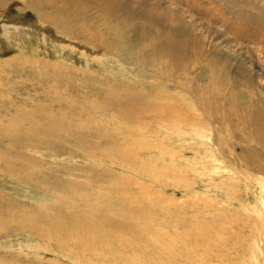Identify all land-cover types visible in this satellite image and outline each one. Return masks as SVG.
Listing matches in <instances>:
<instances>
[{
  "label": "rangeland",
  "instance_id": "374dc122",
  "mask_svg": "<svg viewBox=\"0 0 264 264\" xmlns=\"http://www.w3.org/2000/svg\"><path fill=\"white\" fill-rule=\"evenodd\" d=\"M74 1L0 0V264H262L264 0Z\"/></svg>",
  "mask_w": 264,
  "mask_h": 264
},
{
  "label": "bare ground",
  "instance_id": "6f19581e",
  "mask_svg": "<svg viewBox=\"0 0 264 264\" xmlns=\"http://www.w3.org/2000/svg\"><path fill=\"white\" fill-rule=\"evenodd\" d=\"M46 3H50V2H53V1H56V0H44ZM57 1H61L62 3H65V5L67 4V3H74V4H77L74 0H57ZM79 1V0H78ZM89 2V1H88ZM1 3V2H0ZM41 3H43V2H41ZM59 3V2H58ZM83 3H84V5L87 7V2L85 1V0H83ZM38 4H40L39 2H38ZM47 6V5H46ZM88 7H89V4H88ZM50 9V8H49ZM96 9V8H95ZM6 29H7V27H6ZM14 30H16L15 28H13ZM10 30V29H9ZM43 31V30H42ZM0 35H3V33H2V31H1V29H0ZM116 51V50H115ZM136 61V60H135ZM142 61V60H141ZM141 63H144V61H142ZM135 64H138V65H140V62H135L134 63V65ZM143 65H145V64H143ZM106 98V97H105ZM240 114V118H244V119H242V120H240L241 122H245L247 119L249 120V118L247 117V116H245V114H243V113H239ZM257 117V116H256ZM30 119V118H29ZM36 119V118H35ZM257 120L256 121H260L261 120V122H263L264 121V115L263 116H261V117H257L256 118ZM25 120V119H24ZM33 120V119H32ZM252 120H254V119H251V120H249L251 123H255L256 121H252ZM27 121V120H26ZM191 121V120H190ZM29 124V123H28ZM57 124V122L56 121H53L52 119H50V121H49V125H45V127H44V129L43 130H46V131H49V132H52V130H53V128H56L55 127V125ZM227 125V124H226ZM20 124H18V123H12L11 125H9L8 126V128L6 129V131L9 133V135L11 136V137H13V138H18V137H22V136H24V135H26L27 133L28 134H30V137H34L35 136V134H37V124L34 122H30V125H29V128L28 129H25V130H23V129H21L20 127ZM247 126H248V123H247ZM23 127V126H22ZM227 127V126H226ZM259 127H261L263 130H262V135L260 136V137H254V135H255V133H256V131H257V129L259 128ZM3 129H4V127H3ZM41 129V128H40ZM249 130H251V132H249L248 131V133H247V136L249 137V138H251V139H253L254 141L257 139V142H258V144L261 146V149H262V151L259 153L260 154V157L262 158V160L264 161V123L263 124H261V125H259V126H256V125H251L250 126V129ZM31 135H34V136H31ZM28 136V135H27ZM196 136V135H195ZM10 137V138H11ZM247 139V138H246ZM13 140V139H12ZM16 140V139H15ZM220 140V138L218 139V141ZM247 141V140H246ZM249 141V140H248ZM144 142V141H143ZM239 142V141H238ZM240 142H242V140H240ZM244 142V141H243ZM224 143L225 144H227L228 143V141H224ZM18 147V146H17ZM5 157V156H7L8 157V155L6 154V153H4L3 155H2V157ZM233 158H235V159H237L236 157H233ZM3 159V158H2ZM10 160V159H9ZM241 160H242V162H244V160L241 158ZM8 162V161H7ZM12 163V162H11ZM264 164V163H263ZM15 166V165H14ZM21 166H23V165H21ZM238 166V165H237ZM7 167H9L8 168V170H13L14 169V167L12 168L11 167V165L10 164H8L7 165ZM20 167V166H19ZM22 168V171H25V169H24V167H21ZM258 169L260 170V168L258 167ZM20 170V169H19ZM244 170V169H243ZM244 172H245V170H244ZM11 174V173H10ZM1 197V196H0ZM21 221V220H20ZM23 221V220H22ZM24 226V225H23ZM103 228V227H102ZM105 228H107V227H105ZM260 231V230H259ZM258 231V232H259ZM261 232V234H262V232H264V231H260ZM259 232V233H260ZM264 234V233H263ZM256 262L257 263H253V264H259L260 263V260H258V259H256ZM250 263V262H249ZM252 263V262H251ZM262 264H264V258H263V263Z\"/></svg>",
  "mask_w": 264,
  "mask_h": 264
}]
</instances>
